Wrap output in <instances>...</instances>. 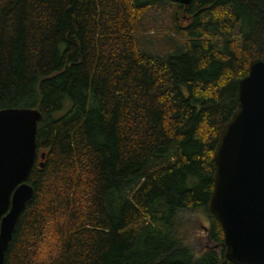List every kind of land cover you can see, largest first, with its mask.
Here are the masks:
<instances>
[{
  "label": "trees",
  "instance_id": "obj_1",
  "mask_svg": "<svg viewBox=\"0 0 264 264\" xmlns=\"http://www.w3.org/2000/svg\"><path fill=\"white\" fill-rule=\"evenodd\" d=\"M257 59L264 0H0V111L43 114L5 264H234L214 153Z\"/></svg>",
  "mask_w": 264,
  "mask_h": 264
},
{
  "label": "water",
  "instance_id": "obj_2",
  "mask_svg": "<svg viewBox=\"0 0 264 264\" xmlns=\"http://www.w3.org/2000/svg\"><path fill=\"white\" fill-rule=\"evenodd\" d=\"M190 6L193 0H169ZM38 109L0 111V264L35 189L28 183L39 159ZM42 158L45 160L46 155ZM210 210L234 264H264V61L257 59L239 83V108L220 134L214 153ZM44 167V165H41ZM218 248V247H215Z\"/></svg>",
  "mask_w": 264,
  "mask_h": 264
},
{
  "label": "rangeland",
  "instance_id": "obj_3",
  "mask_svg": "<svg viewBox=\"0 0 264 264\" xmlns=\"http://www.w3.org/2000/svg\"><path fill=\"white\" fill-rule=\"evenodd\" d=\"M148 41H153L155 35H149ZM198 217H192L187 221L183 233L187 235V243L197 253L201 254L205 250L214 249V246L209 242L205 227H208L207 217L202 214L197 215Z\"/></svg>",
  "mask_w": 264,
  "mask_h": 264
}]
</instances>
